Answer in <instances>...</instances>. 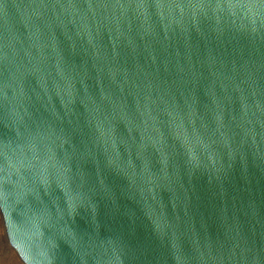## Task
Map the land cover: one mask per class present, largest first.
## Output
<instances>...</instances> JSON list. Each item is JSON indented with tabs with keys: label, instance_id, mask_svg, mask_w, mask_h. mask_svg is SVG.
Here are the masks:
<instances>
[{
	"label": "water",
	"instance_id": "water-1",
	"mask_svg": "<svg viewBox=\"0 0 264 264\" xmlns=\"http://www.w3.org/2000/svg\"><path fill=\"white\" fill-rule=\"evenodd\" d=\"M0 214L24 264H264V0H0Z\"/></svg>",
	"mask_w": 264,
	"mask_h": 264
},
{
	"label": "rangeland",
	"instance_id": "rangeland-1",
	"mask_svg": "<svg viewBox=\"0 0 264 264\" xmlns=\"http://www.w3.org/2000/svg\"><path fill=\"white\" fill-rule=\"evenodd\" d=\"M0 264H24L15 250L10 246L3 219L0 214Z\"/></svg>",
	"mask_w": 264,
	"mask_h": 264
}]
</instances>
